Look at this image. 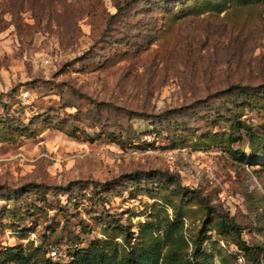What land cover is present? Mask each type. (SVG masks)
Segmentation results:
<instances>
[{"label":"rangeland","instance_id":"obj_1","mask_svg":"<svg viewBox=\"0 0 264 264\" xmlns=\"http://www.w3.org/2000/svg\"><path fill=\"white\" fill-rule=\"evenodd\" d=\"M95 242L264 264V0H0V264Z\"/></svg>","mask_w":264,"mask_h":264},{"label":"trees","instance_id":"obj_2","mask_svg":"<svg viewBox=\"0 0 264 264\" xmlns=\"http://www.w3.org/2000/svg\"><path fill=\"white\" fill-rule=\"evenodd\" d=\"M256 1H263V0H256ZM211 4V3H210ZM211 7L213 5H210ZM213 8V7H212ZM234 229L238 230V226L236 224L232 225ZM178 231L177 228L173 227L170 230V234ZM169 234V236H170ZM117 243L115 241H108L105 243V246H117ZM162 246L160 242H155L151 246L148 247H134L132 250L129 251L128 259L126 261V264H161V258H162ZM23 251H11L9 253V260L15 261L17 264H30L29 259L26 258ZM49 257L52 259H55L58 257H52L49 252ZM193 261L190 264H198L196 260L197 255L194 254ZM170 258V259H169ZM168 259H163L164 262H167L168 264H183L181 262V259H179L176 256H170ZM82 263L81 264H114V259L109 257V251H106L104 247L100 246V243L95 242L90 245L85 251L84 256L81 258ZM46 264H57L48 259L46 261ZM63 264V263H61ZM70 264H78L75 261Z\"/></svg>","mask_w":264,"mask_h":264},{"label":"built area","instance_id":"obj_3","mask_svg":"<svg viewBox=\"0 0 264 264\" xmlns=\"http://www.w3.org/2000/svg\"><path fill=\"white\" fill-rule=\"evenodd\" d=\"M28 94H29V93H25V97L28 96ZM148 141H149V142H153V137H152V136H149V137H148ZM50 254H51L52 257H56V256L58 255L56 250H52V251L50 252Z\"/></svg>","mask_w":264,"mask_h":264}]
</instances>
